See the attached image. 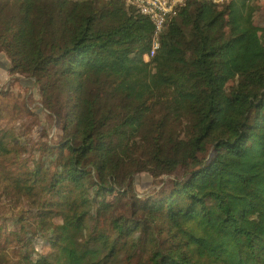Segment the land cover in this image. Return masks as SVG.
I'll return each instance as SVG.
<instances>
[{"label": "trees", "instance_id": "obj_1", "mask_svg": "<svg viewBox=\"0 0 264 264\" xmlns=\"http://www.w3.org/2000/svg\"><path fill=\"white\" fill-rule=\"evenodd\" d=\"M253 2L185 0L145 61L154 27L125 0H0L9 75L57 123L0 88V180L39 211L0 214V264H264V209L234 168L264 162ZM141 172L175 178L139 195Z\"/></svg>", "mask_w": 264, "mask_h": 264}, {"label": "rangeland", "instance_id": "obj_2", "mask_svg": "<svg viewBox=\"0 0 264 264\" xmlns=\"http://www.w3.org/2000/svg\"><path fill=\"white\" fill-rule=\"evenodd\" d=\"M253 6L255 8V20L259 29L260 38L264 42V0H254ZM8 68L9 62L7 58L0 53V88L2 91H9L12 95H20L25 98L26 91L29 90V95L31 94L29 99L30 107L36 113L33 124L35 126L38 125L41 131L45 129L52 132L56 131V120L44 111L41 102L38 100V90L34 86V82L24 78H20L18 82H14L9 75ZM23 127L24 123L21 121L16 128L20 133L22 132L23 136L30 137L31 132L28 131L25 133ZM234 168L250 175L248 186H240L239 190L242 193L248 194L255 203L264 209V162L252 156H247L240 164H236ZM179 175L180 172L177 171L173 176ZM170 178L175 177L161 176L158 179H154L146 172L137 173L134 176L135 190L139 195L150 193ZM212 183L213 180H202V186H208ZM22 206L29 209L30 215H36L39 212L37 207L28 205L26 201H22L15 190L0 180V214L6 210L16 209Z\"/></svg>", "mask_w": 264, "mask_h": 264}, {"label": "built area", "instance_id": "obj_3", "mask_svg": "<svg viewBox=\"0 0 264 264\" xmlns=\"http://www.w3.org/2000/svg\"><path fill=\"white\" fill-rule=\"evenodd\" d=\"M133 4L137 10L148 17L154 27L151 48L144 54V60H150L159 47V34L168 17L175 15L184 5L185 0H125ZM221 2L222 0H212Z\"/></svg>", "mask_w": 264, "mask_h": 264}]
</instances>
